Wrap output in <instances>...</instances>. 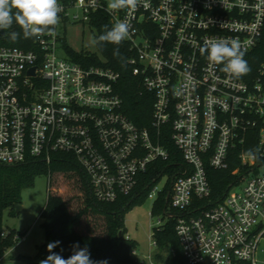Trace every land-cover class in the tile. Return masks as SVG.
Wrapping results in <instances>:
<instances>
[{
	"label": "built area",
	"instance_id": "2783aa9c",
	"mask_svg": "<svg viewBox=\"0 0 264 264\" xmlns=\"http://www.w3.org/2000/svg\"><path fill=\"white\" fill-rule=\"evenodd\" d=\"M58 2L62 25L87 24L96 12L111 27L132 25L128 64L152 96L150 123L138 127L123 113L116 72L58 57L57 25L54 35L35 38L38 50L0 46V166L49 165L64 154L90 198L113 203L132 195L149 168L169 162L171 143L178 164L165 167L147 195L154 203L165 194L158 227L175 222L187 264H264L255 259L264 241V60L254 66L251 56L264 31V0H141L131 14L104 0ZM221 39L241 45L247 75L235 78L200 54L204 41ZM208 168L227 173L218 199Z\"/></svg>",
	"mask_w": 264,
	"mask_h": 264
},
{
	"label": "trees",
	"instance_id": "16d2710c",
	"mask_svg": "<svg viewBox=\"0 0 264 264\" xmlns=\"http://www.w3.org/2000/svg\"><path fill=\"white\" fill-rule=\"evenodd\" d=\"M62 1L69 3L71 0ZM107 18L101 12L91 14L87 25L95 31V37L103 33L105 25L111 28ZM7 31L21 32V38L15 43L7 37L0 38V46L23 51L38 50L35 37L24 39L18 25L13 24ZM61 42L67 57L72 61L85 65L102 66L116 72L118 80L114 90L122 100L123 113L138 127L149 125L153 99L143 90L141 80L132 74L128 64L131 51L126 42L119 46L110 43H105L103 47L97 46L103 60H99L95 55L74 52L66 45L63 38ZM116 47H119L121 58L113 55ZM251 56H253L254 66L264 60V31ZM167 147L170 153L169 162L157 163L155 170L149 168L132 195L120 197L113 203H100L92 200L81 173L64 154L53 156L49 165L31 160L15 167L0 166V259L9 247L19 240L15 233L4 235L2 231L3 212L5 210L15 212V207L21 205L22 191L32 187L34 179L44 174L47 178L48 189L40 217L45 238L37 248V253L33 257L25 258L27 264H39L42 259H46L50 254L47 251V245L55 241L61 243L53 251L65 259L72 255L71 246L78 243L81 248H88L93 261L107 260L108 264H147L132 256V251L136 249V242L126 239L123 218L132 206L147 198L150 188L165 167L178 164V162L172 163L179 159L178 152L171 143ZM207 177L212 196L215 199L220 198L225 191L227 173L216 172L208 168ZM60 183L65 186L64 193L58 188ZM165 208V194H162L152 204L150 215L152 217L162 216ZM174 225L175 222L168 219L161 226L153 228L152 240L156 243L155 252L152 255L154 263L187 264L183 257L181 244L175 235ZM169 254L170 257H168ZM17 259L22 258L17 257Z\"/></svg>",
	"mask_w": 264,
	"mask_h": 264
},
{
	"label": "clouds",
	"instance_id": "9594fccd",
	"mask_svg": "<svg viewBox=\"0 0 264 264\" xmlns=\"http://www.w3.org/2000/svg\"><path fill=\"white\" fill-rule=\"evenodd\" d=\"M141 5V0H108L107 8L113 11L127 10L129 14L136 11ZM63 11L58 0H0V29L5 30V35L15 43L21 38V32L7 30L16 24L22 31L24 39L39 38L45 34L54 35L55 28L60 23V13ZM133 28L127 20L117 21L109 28L104 26V31L98 37L90 38V44L103 47L105 43L119 46L128 40ZM203 56L214 64H223L221 69L235 78L247 75L251 69L244 59L245 52L236 40L204 41L199 49ZM113 55L121 58L119 47L113 51ZM249 157L260 158L259 149H249ZM60 241L49 242L47 251L50 253L39 264H108L107 260L93 261L87 247L81 248L78 243L73 244L72 255L67 259L53 250L60 245ZM63 251V249H61Z\"/></svg>",
	"mask_w": 264,
	"mask_h": 264
},
{
	"label": "rangeland",
	"instance_id": "374dc122",
	"mask_svg": "<svg viewBox=\"0 0 264 264\" xmlns=\"http://www.w3.org/2000/svg\"><path fill=\"white\" fill-rule=\"evenodd\" d=\"M104 1L107 5L108 0ZM58 32L66 45L74 52L95 55L99 60H103L97 46L90 44V38L95 37V31L86 23L72 21L63 25L59 23ZM57 54L60 58H68L64 49L60 46ZM163 183V180L159 181L157 188L160 189ZM58 188L64 193V184L60 183ZM47 189L46 175L41 174L34 179L32 187L22 191L20 211L18 213H11L9 210L3 212L2 231L4 235L12 232L18 236L19 240L6 250L4 256L0 259V264H27L25 258L33 257L37 253V248L45 238L40 214L45 206ZM152 203V199L145 198L132 206V209L128 210L123 218L125 236L136 242L134 257L147 264H150V262L157 264L152 259L155 246L152 245L150 236L153 228L158 227L159 219H162V216L152 217L150 215ZM259 246L255 255L258 263L264 259V241H261ZM17 257L22 259H17ZM168 257H170V254Z\"/></svg>",
	"mask_w": 264,
	"mask_h": 264
},
{
	"label": "water",
	"instance_id": "95a60500",
	"mask_svg": "<svg viewBox=\"0 0 264 264\" xmlns=\"http://www.w3.org/2000/svg\"><path fill=\"white\" fill-rule=\"evenodd\" d=\"M4 32L5 31L3 29H0V38H3L2 36H4ZM28 74L32 75L33 74V69H30ZM20 209H21V206L17 205L15 207V213H18L20 211ZM119 236H120V233H119Z\"/></svg>",
	"mask_w": 264,
	"mask_h": 264
}]
</instances>
